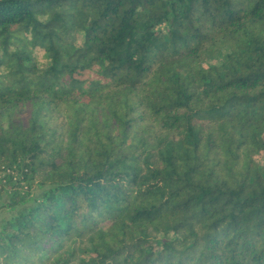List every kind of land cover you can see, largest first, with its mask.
Segmentation results:
<instances>
[{
  "label": "trees",
  "instance_id": "obj_1",
  "mask_svg": "<svg viewBox=\"0 0 264 264\" xmlns=\"http://www.w3.org/2000/svg\"><path fill=\"white\" fill-rule=\"evenodd\" d=\"M0 174V264H264V0H0Z\"/></svg>",
  "mask_w": 264,
  "mask_h": 264
},
{
  "label": "rangeland",
  "instance_id": "obj_2",
  "mask_svg": "<svg viewBox=\"0 0 264 264\" xmlns=\"http://www.w3.org/2000/svg\"><path fill=\"white\" fill-rule=\"evenodd\" d=\"M1 176H0V178H1ZM40 193L41 192H36V196H39ZM7 203H9V197H7V196H3V197L0 196V207L2 205L7 204ZM20 211H21V209H19L16 212H12V211L6 210V209H1L0 210V226L3 225L4 223H6L8 220H10V218H12L13 216H15Z\"/></svg>",
  "mask_w": 264,
  "mask_h": 264
}]
</instances>
